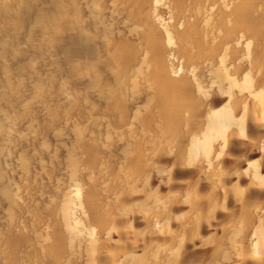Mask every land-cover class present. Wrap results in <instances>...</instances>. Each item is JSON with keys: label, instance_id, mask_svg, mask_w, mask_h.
I'll use <instances>...</instances> for the list:
<instances>
[{"label": "bare ground", "instance_id": "1", "mask_svg": "<svg viewBox=\"0 0 264 264\" xmlns=\"http://www.w3.org/2000/svg\"><path fill=\"white\" fill-rule=\"evenodd\" d=\"M0 264H264V0H0Z\"/></svg>", "mask_w": 264, "mask_h": 264}]
</instances>
